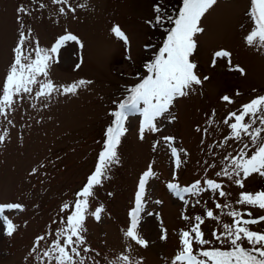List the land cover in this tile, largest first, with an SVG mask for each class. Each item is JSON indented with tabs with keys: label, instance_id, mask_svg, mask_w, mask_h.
<instances>
[{
	"label": "rangeland",
	"instance_id": "1",
	"mask_svg": "<svg viewBox=\"0 0 264 264\" xmlns=\"http://www.w3.org/2000/svg\"><path fill=\"white\" fill-rule=\"evenodd\" d=\"M179 1L0 0V86L14 61L21 31L27 34L22 54L32 58L36 47L49 49L65 33L77 36L83 47L66 42L58 51L59 62H50L47 79L55 86L91 81L75 94L54 91L47 97L37 96L40 87L34 84L31 93L15 96L12 106L5 109L6 115H0V136L4 138L0 142V205L23 206L22 210L4 212L14 225L11 236L0 220V264H56L44 252L51 248L56 233L65 228L67 215L74 212L76 194L95 170L106 130L115 119L111 113L118 111V104L130 95L127 90L148 74L146 66L154 61L167 39L162 30L167 21L155 27L146 21L155 23L156 5L162 10L163 21L169 16L175 19L168 16L172 12L169 8ZM21 6L27 9L26 14H19L23 26L18 22ZM250 7V0H217L201 18L198 26L203 31L194 35L195 48L189 59L197 65L198 76L210 79L194 86L189 95L174 100L170 108L174 120L169 122L166 113L155 122L160 131H146L143 139L139 134L142 116L137 113L125 120L126 133L117 148L119 163L110 168L101 185L94 186V195L89 198L82 233L86 244L81 248L90 251H81L79 257L73 254V261L110 264L126 255L128 264H172L181 247L179 233L196 223V215L204 221L201 231L213 247L221 245L212 232L219 235L223 224L233 223L229 211L251 212V217L245 215V219L264 216V210L258 207L236 203L241 192L264 190V177L253 174L240 188L226 177L215 175L228 163L224 156L238 155L243 143L251 148L247 137L243 143L230 138L224 118L252 98L264 95V50L249 46L245 39L253 27ZM61 8L64 13H60ZM113 25H119L127 35L128 45L114 36ZM221 49L231 55L216 58L213 66V53ZM81 58L83 62L76 68ZM224 95L234 103L222 101ZM165 136L174 137V146L184 150L178 169L162 140ZM149 166L155 175L146 182L137 228L139 238L148 242L144 247L125 237L124 231L130 226L139 179ZM209 178L222 184L225 197H213L209 192L185 194V204L166 187L169 182L187 187L196 180L203 187ZM216 203L231 204L232 208L216 209ZM65 204L69 208L61 211ZM97 206L104 209L99 221L91 215ZM208 210L219 219L208 218ZM184 215L193 219L185 221L181 218ZM249 227L264 231V221ZM165 234L167 239H162ZM39 236H45V240L36 247ZM244 246H249L246 241ZM199 247L194 241L193 251Z\"/></svg>",
	"mask_w": 264,
	"mask_h": 264
},
{
	"label": "snow or ice",
	"instance_id": "2",
	"mask_svg": "<svg viewBox=\"0 0 264 264\" xmlns=\"http://www.w3.org/2000/svg\"><path fill=\"white\" fill-rule=\"evenodd\" d=\"M53 2L67 3V0H53ZM216 3L217 0H183L182 8L179 10L177 17L175 19L170 16L167 18L168 22L174 24V27L168 30L167 39L159 48L154 61L146 66L148 74L136 86L127 90L130 95L118 104V111L111 113L115 119L112 126H109L106 130V140L103 150L99 153L95 170L87 178L86 185L76 194L74 212L67 215L65 228L56 233L51 248L44 252V255L54 260L56 264H84L82 259L73 261V254L79 257L81 251H90L87 247L81 248L86 244V238L82 233L85 231L84 221L89 213V198L94 195V186L101 185L110 168L119 163L117 148L121 137L126 133L125 120L129 116L139 113L142 116L139 128L140 138H144L146 131L156 133L160 131L155 123L158 118L167 113L166 118L169 122L175 119L170 113L174 100L189 95L194 90V86L202 85L210 79L208 76L201 78L196 74L197 65L189 57L195 48L194 35L203 31L198 26L199 21ZM250 5L249 16L253 22V27L246 35V43L249 46H256L264 50V0H250ZM40 7H44V5L41 4ZM70 10L74 11V9ZM17 11L18 22L23 26L19 14H26L27 9L21 6ZM59 11L64 13L65 9L61 8ZM161 11L159 5L154 6V12L157 14L155 23L153 24V21H146V23L153 27L162 25L164 21ZM111 32L125 45L129 44L127 35L119 25H113ZM26 39L27 34L21 31L18 44L14 48V61L10 65V71L6 73L5 82L0 86V115H6L5 109L12 106L15 96L22 93H31V86L34 84H39L40 87V91L36 95L47 97L51 96L54 91L63 95L75 94L81 86L91 83V81L79 80L67 86H55L51 80L47 79L50 62H59L58 51L66 42L73 41L79 44L81 48L83 47L77 36L65 33L49 49L36 47L34 58L31 55L22 54ZM230 55L229 52L223 49L214 52L213 66H215L216 58L230 57ZM82 62L81 58L80 63H77L75 67L79 68ZM235 67L241 74L244 73V70L240 69L239 66ZM40 76L45 79H38ZM220 99L229 104L234 103L228 95H224ZM230 121L234 122L230 123ZM223 123L230 129L231 139L243 143V138L247 137L251 148L249 143H243L238 155L228 154L224 156L223 159L227 160L228 163L215 175L226 177L232 184L243 188V181L251 175L259 174L264 177V95L252 98L242 104L237 111H230L227 117L224 118ZM257 124H259V127L255 126ZM205 131L207 130L205 129ZM3 139L0 136V142ZM162 140L173 158L174 167L178 169L182 164L181 153L184 150L174 146V137L165 136ZM155 147L156 145H154ZM154 175V171L149 166L140 177L138 191L135 196V208L130 213V226L124 231L125 237L144 247L148 246V242L139 238L137 234L138 220L144 209L146 182ZM173 179H175V175H173ZM203 183L204 186L202 187L201 181L196 180L190 186L181 187L178 183L169 182L166 187L185 204L188 203L185 200V194L199 196L201 193L209 192L213 197L217 194L219 197L227 195L221 183L210 178L204 180ZM80 197H83V199H80ZM156 203L159 204L161 201H156ZM196 203L199 204L200 200H197ZM236 203L264 210V190L256 193L241 192ZM223 207L232 208V205L215 204L216 209ZM68 208L69 205L65 204L61 211ZM6 209L22 210L23 206L18 203L0 205V220L6 226V234L11 236L15 229L13 223L4 215ZM103 211V206H97L91 212V215L99 221ZM148 215L153 214L148 213ZM227 215L233 219V223L223 224V231L219 235L216 231L212 232L214 240L219 242L220 247L211 246L212 241L204 238V233L200 228L204 221L200 215H196L194 217L196 223L191 225L188 230H182L179 233L181 247L172 264H264V231H253L249 227V225L264 221V216L245 219L243 218L245 215L251 217V212L242 213L238 210L229 211ZM206 216L215 220L219 219L218 216H214L212 210H208ZM181 218L185 221L193 219V217L187 215ZM162 239H167L166 234L162 235ZM44 240L45 236H39L35 242L36 247H39L40 242ZM194 241L200 246L195 252L193 251ZM245 241L249 245L248 247L244 246ZM205 245H209V247L205 248ZM128 262L129 257L124 255L110 261V264H128Z\"/></svg>",
	"mask_w": 264,
	"mask_h": 264
},
{
	"label": "trees",
	"instance_id": "3",
	"mask_svg": "<svg viewBox=\"0 0 264 264\" xmlns=\"http://www.w3.org/2000/svg\"><path fill=\"white\" fill-rule=\"evenodd\" d=\"M181 1H182V0L179 1L178 5H175L174 7H170V8H169V11H172V12H171L170 14H168V16H169V15H172V16H174V17H177L179 10L182 8V5H179V4L181 3ZM163 19H164V18H163ZM165 21H167V25H166L167 27H166V28H162V30L164 31L165 36H166V38H167L168 30L171 29V28H173V27H172L173 24L170 23V22H168V20H164V22H165ZM165 40H166V39H164V41H165ZM136 85H137V84H136ZM136 85H134V86H136ZM134 86H131V88L134 87ZM126 98H127V97H126ZM126 98H125V99H126Z\"/></svg>",
	"mask_w": 264,
	"mask_h": 264
}]
</instances>
